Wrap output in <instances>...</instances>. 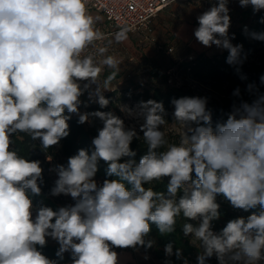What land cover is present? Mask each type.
<instances>
[{
	"label": "clouds",
	"instance_id": "clouds-1",
	"mask_svg": "<svg viewBox=\"0 0 264 264\" xmlns=\"http://www.w3.org/2000/svg\"><path fill=\"white\" fill-rule=\"evenodd\" d=\"M208 2L210 7L197 16L194 37L204 47L227 50L226 63L239 72L247 56L242 44L231 42L230 0ZM238 3L254 14L264 10V0ZM99 20L87 0H0V264H60L65 253L70 264H118L115 249H151L155 241L146 237L152 226L165 236L181 219L183 236L199 242L197 264L213 257L218 264H262L264 93L248 84L246 91L255 96L249 103L236 88L232 95L238 102L227 113L221 110L226 119L215 123L207 97L173 98L178 143L169 142L163 130L168 113L162 101L121 106L127 116L142 121L139 131L113 111L81 112V105L90 103L109 106L104 93L112 91L123 63L119 55L108 54L109 47L134 30L122 24L108 38L97 27ZM259 22L264 24V17ZM244 31L264 41V32L249 33L247 26ZM104 68L110 71L101 79ZM259 79L264 84V75ZM85 93L87 101H82ZM73 115L80 125L98 119L102 127L90 148L50 169L57 176L50 195L73 201L54 210L34 203L33 197L42 194L44 169L40 160L19 154L13 137L23 133L39 140L47 152L69 136ZM134 140L146 147L138 162ZM100 161L107 165L102 183L95 179ZM164 178L166 191L155 190ZM218 197L251 214L215 231L213 222L221 218ZM49 238L59 245L57 259L40 250ZM164 252V264H173V256L189 264L171 242Z\"/></svg>",
	"mask_w": 264,
	"mask_h": 264
},
{
	"label": "trees",
	"instance_id": "trees-1",
	"mask_svg": "<svg viewBox=\"0 0 264 264\" xmlns=\"http://www.w3.org/2000/svg\"><path fill=\"white\" fill-rule=\"evenodd\" d=\"M261 17H264V10L258 13H253L252 9H246L243 11L238 25L233 26L229 30V35H235L232 39V43L242 44L243 52H256L258 53L261 48L264 47V41L252 39L250 35L245 34V26H247L248 32H264V24L260 23ZM160 49V47H158ZM243 54V53H242ZM228 52L227 50H221L213 53L200 52L196 54H187L178 60H171L162 65L163 61L157 62V60L150 61V65L144 68V72L138 74L146 75V80L139 83L136 77H127L125 83L115 87L112 91L104 93L105 97L110 99V104L105 109H100L97 103H90L87 108L81 105L80 111H113L116 115L120 114V106L125 103L131 105H137L140 101H147L154 99L158 102L162 101L164 107L168 113L166 124L172 122V112L174 107L171 104L173 98H180L183 96H201L194 93L189 88L184 87H167L170 77L183 74L185 77L196 81L201 84L209 85L210 88L218 93L220 99L214 104L208 102L207 107L212 111L213 123L226 119V116L222 115L221 110L227 113L231 110V105L236 97H233L232 93L236 88L240 89L241 98L249 103L255 99L254 95H250L247 91L248 84H254L259 93H264V84L260 82V76L264 75V60L259 62L243 63L240 66V71H236L235 66H231L226 63ZM241 77H245L242 79ZM82 101H87V98H81ZM238 102V100H237ZM78 117L73 115L70 121V134L67 138L60 141L59 147L53 146L47 152H44L40 148L39 140L32 141L28 136L21 133L13 137V147L18 149L19 154L25 156L29 160H47V156H52L54 165L66 164L68 157L75 155L81 148H90L92 139L97 135V129L102 127V123L95 119L92 123H85L80 125L77 123ZM178 143V142H176ZM33 145L35 147L33 148ZM131 148L137 151L135 157L138 162L140 157L145 154L146 147L142 141L134 140L131 144ZM47 164L49 161L47 160ZM107 165L103 162H99V171L95 177L98 183H102L106 178L105 169ZM168 178H164L161 182L154 185L157 191H166V185ZM33 201L36 204L43 202L44 205L52 207L54 210L59 207L48 194L42 190L40 196L33 197ZM217 202L220 203L221 218L218 221L213 222V229L215 231L221 230L226 223L238 216H247L250 212H243L242 210L233 209L229 202L225 201L222 197L217 198ZM184 220L178 221L176 231L172 234L162 236L158 233V230L153 225L151 232L146 239H153L155 241L153 247L149 249L153 256L158 260L159 264H164L168 259L165 256L164 248L169 242L173 243V250L179 248L182 250L183 257L189 260V264H197L196 256L198 250L192 246L188 237H184L181 231V225ZM58 245H52L47 243V246L40 249L44 255L50 259H57L55 256L58 250ZM117 251H130L127 249H116ZM70 254H64V260L60 264L70 263ZM173 264H183L182 260H177L175 256L170 258ZM207 264H216L213 261L208 260Z\"/></svg>",
	"mask_w": 264,
	"mask_h": 264
},
{
	"label": "crops",
	"instance_id": "crops-1",
	"mask_svg": "<svg viewBox=\"0 0 264 264\" xmlns=\"http://www.w3.org/2000/svg\"><path fill=\"white\" fill-rule=\"evenodd\" d=\"M209 7L210 4L208 0H173L169 5L157 13L152 19L148 30L129 32L130 35L139 36V41H143L145 45L143 50L145 53L140 52L144 61H141L139 69L128 62V59L131 61L133 57H136L134 54V36L128 35L126 44L123 42H113L109 47L108 54L119 55L123 58V63L120 66L121 70L119 75L112 82V89L125 83L128 76L132 77L134 75V71L144 72V68L150 65V61L152 60H157V62L163 61L162 65L165 66L166 62L178 60L187 54H196L200 52L209 54L221 51L222 49H218L216 46H212L211 48L202 46L194 37V29L198 27L197 16ZM228 7L231 17L230 29L238 25L244 10L252 9L251 7H240L238 0H230ZM87 8L91 14L100 17L97 27L106 34V37L111 38V35L118 29L106 21L99 11L90 6H87ZM103 43L106 44L107 40ZM158 47H160V49ZM168 49H171V51L168 52ZM109 71V69L104 68L101 73V79L105 78ZM143 76L144 75H142V77ZM81 98H87V93Z\"/></svg>",
	"mask_w": 264,
	"mask_h": 264
},
{
	"label": "rangeland",
	"instance_id": "rangeland-1",
	"mask_svg": "<svg viewBox=\"0 0 264 264\" xmlns=\"http://www.w3.org/2000/svg\"><path fill=\"white\" fill-rule=\"evenodd\" d=\"M128 35L134 36V40H135L134 54L136 56V57H133V60H131V61H129V59H128V62L133 64L132 66H134L135 68L139 69L141 66V61H144V58L142 57L140 52H144L143 50L145 48V45H144L143 41H139V39H140L139 36L137 37V35L136 36L130 35V34H128ZM123 43L126 44V41H124ZM243 54H246V56H247L246 60L244 61L245 63L259 62L261 60H264V47L261 48L258 53L244 51ZM134 58H135V60H134ZM132 69H133V67H132ZM138 73H139L138 71H134V75L131 78L136 77L139 80L137 82L142 83L141 81L146 80V75L142 77V74L141 73L138 74ZM165 85L167 87H173V88H175V87L189 88L194 93L200 94L204 97H207L208 102L210 104H214L216 101H218L220 99V96L218 95V93L216 91L212 90L209 85H205V84H201V83H198L196 81H193V80L185 77L181 73L179 75H176V76L172 75L170 77V82L168 81L167 84H165ZM121 106H127L129 108H134L136 105H131L130 103H125ZM121 106H120V108H121ZM119 116L122 119H124L125 124L127 126H135L137 131H139V124L142 123V121H137L136 119L127 116L126 113L122 112L121 110H120ZM163 130L165 131L166 137L168 138L169 142H179L180 133H181V129H180L179 125L174 126L173 123L166 124L163 126ZM140 135L142 136V133H140ZM40 161H41V166L44 169V171H43L44 184L41 186L42 190H44L48 194L50 199H52L58 206H64L66 204L73 203V201L71 200L70 197H65V196L52 197L50 195V189L52 188L54 181L57 179L56 174L54 172L50 171V169H52L55 165L53 164V162H49L47 164L46 163L47 160H44V161L40 160ZM188 238H189L190 244L192 246H194L199 251L200 250L198 247L199 242L197 241L196 244H193L192 238L191 237H188ZM48 243L52 244V245H58L55 241L51 240L50 238L48 240ZM115 251H117V250L115 249ZM117 253H118V264H159L158 260L153 256L151 251L149 249L145 250V248H143V247H140L137 250H133L132 248H130V251H117ZM66 254H68V253H66ZM146 255L149 257L148 259L144 258ZM209 260L218 264V261L216 260L215 257H213ZM262 264H264V262H262Z\"/></svg>",
	"mask_w": 264,
	"mask_h": 264
},
{
	"label": "built area",
	"instance_id": "built-area-1",
	"mask_svg": "<svg viewBox=\"0 0 264 264\" xmlns=\"http://www.w3.org/2000/svg\"><path fill=\"white\" fill-rule=\"evenodd\" d=\"M173 0H87V6L99 11L113 27L127 24L131 32L148 30L152 19ZM170 52L171 49H168ZM170 82V79L168 80Z\"/></svg>",
	"mask_w": 264,
	"mask_h": 264
}]
</instances>
